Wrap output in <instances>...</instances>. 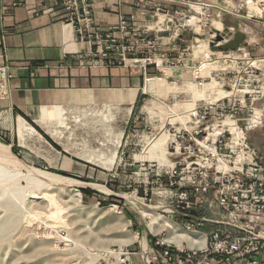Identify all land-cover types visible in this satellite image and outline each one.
Masks as SVG:
<instances>
[{
    "label": "rangeland",
    "instance_id": "1",
    "mask_svg": "<svg viewBox=\"0 0 264 264\" xmlns=\"http://www.w3.org/2000/svg\"><path fill=\"white\" fill-rule=\"evenodd\" d=\"M246 2H257L253 3L256 11L250 14L264 17V2ZM245 12L243 15L250 18ZM194 26L196 29L193 26L191 29L198 34L184 32L183 41L177 42L169 53L171 63L158 66L159 69L149 75L151 78H147L146 94L142 95L143 100L138 103L134 116L138 127L132 123L123 142L108 143L105 150L98 143L85 141L93 135L87 137L88 134L77 130L72 134L73 143L61 145L78 157L85 154L96 157L105 151L107 160L97 158L93 163L108 170L94 166L84 171L81 164H74L73 174H67L70 171L66 161L69 160L63 153H57L54 145L45 141L38 143L35 138L22 140L27 153L36 154L37 160L43 162V166L33 167L71 178L74 182L69 186H37L10 173L0 174V264H117L116 252L122 249L142 251L156 241L174 249L202 248L208 243L206 238L204 245L192 246L188 238L205 236L213 224L207 223L192 232H186L179 224L185 218L181 216L183 199L179 196L183 185L179 177H173L170 186L161 170L174 165V158L169 154L172 129L167 132V123L177 128L178 121H188L187 112L193 105L227 94L231 87L214 85L210 79L214 75L211 70L218 69L220 77L232 76L231 72L239 68L237 64L241 60L223 58L222 54L217 58L210 56L216 47L208 41L216 39L217 35H212L215 31L209 23H195ZM194 38L198 39L192 51H185L177 61L182 44L186 39L191 43ZM191 57L199 61L198 68L189 67ZM251 58L263 59L264 56L251 55ZM213 62L218 67L212 69L209 64ZM199 80L202 85L198 84ZM245 115L239 113L240 117ZM0 143L9 144L2 134ZM116 150L118 154L109 166V158ZM9 151L16 155L10 146ZM22 161L26 164L23 158ZM0 163H5L1 157ZM174 205L177 206L175 212ZM200 209L205 215L217 217L214 208L212 211L207 207ZM153 216L157 220H153ZM163 219L173 224V228L162 224ZM177 232L184 234L179 244L171 238Z\"/></svg>",
    "mask_w": 264,
    "mask_h": 264
},
{
    "label": "crops",
    "instance_id": "2",
    "mask_svg": "<svg viewBox=\"0 0 264 264\" xmlns=\"http://www.w3.org/2000/svg\"><path fill=\"white\" fill-rule=\"evenodd\" d=\"M159 1L170 10L181 9L179 2ZM189 1L205 4L211 22L221 23L219 28L215 23L209 24L217 35L215 40L208 41L216 47L210 56L217 58L222 54L224 58L246 53L264 56V22L243 15L245 11H256L253 6L256 2ZM86 5V19L80 23L84 33L108 31L121 20L136 30L153 22V17L140 13L137 0H87ZM234 8L237 10L233 11ZM217 13L220 15L216 16ZM78 25L70 20L64 0H0V65H7L13 72L6 96L0 97V134L15 148V156L21 161L23 158L29 166L41 167L43 162L37 160L36 154L27 153L22 140L49 142L69 160L66 165L70 175L74 164H81L84 171L94 166L108 170L93 163L97 158L107 160V154L104 151L96 157L92 154L78 157L61 145L73 143L72 134L77 130L88 134L87 137L93 135L85 141L98 143L105 150L108 143L123 142L131 124L135 122L138 127L134 118L137 105L146 94L147 78H151L154 69H159L154 64L144 68L130 62H101L99 47L79 35ZM166 34H157L165 43L162 49L173 50L175 43ZM185 43H190V39ZM216 72L218 69L211 70L213 74ZM263 104L264 96L257 102ZM249 137L258 154L264 157V117L263 124L249 132ZM117 154V150L113 152L109 166ZM232 264L243 263L233 259Z\"/></svg>",
    "mask_w": 264,
    "mask_h": 264
},
{
    "label": "built area",
    "instance_id": "3",
    "mask_svg": "<svg viewBox=\"0 0 264 264\" xmlns=\"http://www.w3.org/2000/svg\"><path fill=\"white\" fill-rule=\"evenodd\" d=\"M165 1L168 4L179 2L181 9L170 10L159 0H137L140 13L153 17V22L142 30L130 29L127 22L121 20L108 31L84 33L80 23L86 19L87 0H64V8L70 20L79 24V35L99 47L101 62H130L145 68L148 64L160 66L172 61L171 50L162 49L165 43L157 34L167 33L175 47L176 42L183 41L184 32L198 34L191 29V26L195 28V23H212L205 4L189 0ZM248 15L264 22V17ZM114 32L119 34L114 35ZM197 39L182 44L177 61L185 51H192ZM225 57L241 60L237 64L239 68L231 72L232 76L220 77L216 72L210 79L214 85L220 83L231 90L211 101L201 100L193 105L187 112L188 121H178L177 128L167 123V132L172 129L169 154L174 158V165L161 169L170 186L173 177H179L183 185L179 195L183 199L180 208L185 218L179 223L183 230L192 232L207 223L213 224L205 234L208 243L202 248L174 249L156 241L142 251L116 252L117 264H232L233 259L243 264H264V157L258 154L249 137L250 131L263 124L264 104L257 105V102L264 96V63L261 64L264 58H251L249 53L242 57ZM190 61V68H198L199 61L193 57ZM12 77L9 67L0 65V97L6 96ZM198 84L202 85V80ZM239 113L246 115L240 117ZM176 207L172 206L174 212ZM201 207L214 208L217 217L199 212Z\"/></svg>",
    "mask_w": 264,
    "mask_h": 264
},
{
    "label": "bare ground",
    "instance_id": "4",
    "mask_svg": "<svg viewBox=\"0 0 264 264\" xmlns=\"http://www.w3.org/2000/svg\"><path fill=\"white\" fill-rule=\"evenodd\" d=\"M248 14H250V13H248ZM215 24L218 28L221 26V23L219 21H216ZM203 46H205V43L203 44ZM209 66L212 69H213V66L218 67L215 64V62L210 63ZM25 129H26V127L22 124V130H25ZM0 157L3 158L4 162H5V163H0V174H2V175L5 174V176H6L10 173L11 175H14L15 177L24 178L28 182L33 183L37 186H39L41 184H44L47 186H58V185L69 186L70 184H72L74 182V180L71 178H68V177H65L62 175H58V174H54V173H50V172H46V171H43L42 169H39V168H36L33 166H29V165L23 163V161H21L18 157H16L14 154H12L9 151V145H4V144L0 143ZM11 184H13V183H11ZM29 191H31V190H29ZM77 195H80V192H77ZM43 197H44V195H43ZM50 200L51 199H49V201ZM156 218H157L156 216H153V220H157ZM161 221H162V224H165L166 226L173 228V226H172L173 224H171L168 220L163 219ZM158 223H159V221H158ZM175 231L176 230H174V232ZM183 236H184V234H182V232L181 233L177 232L171 238H173L175 240V242H177L179 244V242ZM204 239H205V236H203V235L196 236V237H189L188 243H189V245H192V246H194V245L202 246V245H204ZM168 240L170 241L171 239H168Z\"/></svg>",
    "mask_w": 264,
    "mask_h": 264
},
{
    "label": "trees",
    "instance_id": "5",
    "mask_svg": "<svg viewBox=\"0 0 264 264\" xmlns=\"http://www.w3.org/2000/svg\"><path fill=\"white\" fill-rule=\"evenodd\" d=\"M12 150L15 152V148L12 147ZM83 192L86 193V192H91V191H83Z\"/></svg>",
    "mask_w": 264,
    "mask_h": 264
}]
</instances>
